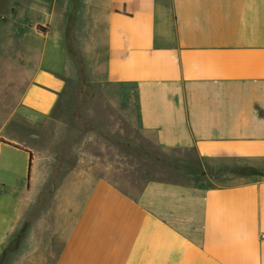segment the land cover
<instances>
[{"label":"crops","instance_id":"1","mask_svg":"<svg viewBox=\"0 0 264 264\" xmlns=\"http://www.w3.org/2000/svg\"><path fill=\"white\" fill-rule=\"evenodd\" d=\"M263 234L264 0H0V264H264Z\"/></svg>","mask_w":264,"mask_h":264},{"label":"rangeland","instance_id":"2","mask_svg":"<svg viewBox=\"0 0 264 264\" xmlns=\"http://www.w3.org/2000/svg\"><path fill=\"white\" fill-rule=\"evenodd\" d=\"M92 91L87 87L76 86V89L73 92V97L66 105H63L58 110V115H60V120L63 123H68L70 125H79L82 123L81 118L75 117L72 112L80 111L82 100L84 97L91 96ZM61 110V111H60ZM80 116V115H79ZM111 127V126H110ZM110 141L113 143L114 149L110 150V164L117 170H129L138 174L143 173L146 169L147 172L151 168L161 166L162 159L160 156H156L150 153L148 149L146 151H141L139 148L134 146L132 143L119 138L115 133L113 128H110ZM129 138H136L139 140V137L130 131L127 134ZM164 168V167H163ZM66 203H69L71 199H65ZM78 205L83 203L85 199L77 198ZM61 199H57L55 206L58 207ZM63 227V225H60ZM11 244L6 242L0 246V256H4L10 252ZM12 264V263H9Z\"/></svg>","mask_w":264,"mask_h":264},{"label":"trees","instance_id":"3","mask_svg":"<svg viewBox=\"0 0 264 264\" xmlns=\"http://www.w3.org/2000/svg\"><path fill=\"white\" fill-rule=\"evenodd\" d=\"M32 160H33V159H32ZM32 160H31L30 170H31V167H32Z\"/></svg>","mask_w":264,"mask_h":264},{"label":"built area","instance_id":"4","mask_svg":"<svg viewBox=\"0 0 264 264\" xmlns=\"http://www.w3.org/2000/svg\"><path fill=\"white\" fill-rule=\"evenodd\" d=\"M261 238H262V240H264V234L262 235V237H261Z\"/></svg>","mask_w":264,"mask_h":264}]
</instances>
